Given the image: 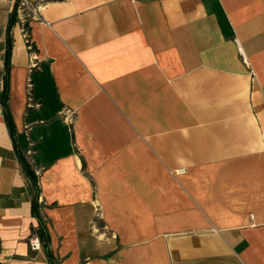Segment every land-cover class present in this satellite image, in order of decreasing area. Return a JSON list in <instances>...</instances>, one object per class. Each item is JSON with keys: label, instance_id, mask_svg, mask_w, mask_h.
Wrapping results in <instances>:
<instances>
[{"label": "crops", "instance_id": "obj_1", "mask_svg": "<svg viewBox=\"0 0 264 264\" xmlns=\"http://www.w3.org/2000/svg\"><path fill=\"white\" fill-rule=\"evenodd\" d=\"M15 2L0 264H264V0Z\"/></svg>", "mask_w": 264, "mask_h": 264}, {"label": "trees", "instance_id": "obj_2", "mask_svg": "<svg viewBox=\"0 0 264 264\" xmlns=\"http://www.w3.org/2000/svg\"><path fill=\"white\" fill-rule=\"evenodd\" d=\"M25 25H26V23H23V26H25ZM10 48H11L10 40L7 39V41H6V49H5L3 58H2L3 59V72H2L3 76H2V87H1L2 89L0 91V102L3 105L4 116H5V119H6V123H8V124L12 123V118H11V116L9 114V111H8V108H7V102H6V100L8 98V92H9V88H8L9 73H8V70H9V66H10V59H9ZM23 169H24L25 173H27L29 175L31 182L33 183V187L35 189V192H36V194H38V188L36 187V184H35L34 175L28 172L25 164L23 166ZM35 230H36V233H37V236H38L40 244H42L43 247H47V244H46V239H47L46 231L43 229L42 226H39Z\"/></svg>", "mask_w": 264, "mask_h": 264}, {"label": "built area", "instance_id": "obj_3", "mask_svg": "<svg viewBox=\"0 0 264 264\" xmlns=\"http://www.w3.org/2000/svg\"><path fill=\"white\" fill-rule=\"evenodd\" d=\"M15 6L14 9L17 10V16H19V19L22 23H26L28 18L30 17H40L39 12L41 10V7L44 6V4L50 0H15ZM26 11L24 14L23 12ZM24 30V29H23ZM25 38H26V44H28L29 51H33L32 44L29 43L28 40V32L24 30ZM33 67H36L37 64L33 63ZM26 87L28 88V97L31 92V78L28 77L26 82ZM30 100V97H29ZM29 245L31 249H39V239L37 236L29 240Z\"/></svg>", "mask_w": 264, "mask_h": 264}, {"label": "rangeland", "instance_id": "obj_4", "mask_svg": "<svg viewBox=\"0 0 264 264\" xmlns=\"http://www.w3.org/2000/svg\"><path fill=\"white\" fill-rule=\"evenodd\" d=\"M24 14L26 13V11L23 12ZM15 15H17V10H15Z\"/></svg>", "mask_w": 264, "mask_h": 264}]
</instances>
